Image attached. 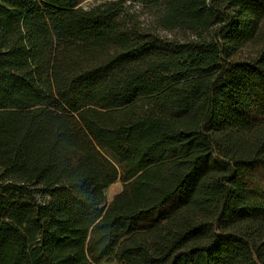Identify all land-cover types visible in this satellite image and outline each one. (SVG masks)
I'll use <instances>...</instances> for the list:
<instances>
[{"label": "trees", "instance_id": "trees-1", "mask_svg": "<svg viewBox=\"0 0 264 264\" xmlns=\"http://www.w3.org/2000/svg\"><path fill=\"white\" fill-rule=\"evenodd\" d=\"M80 3L0 0V264H264V0Z\"/></svg>", "mask_w": 264, "mask_h": 264}, {"label": "rangeland", "instance_id": "rangeland-1", "mask_svg": "<svg viewBox=\"0 0 264 264\" xmlns=\"http://www.w3.org/2000/svg\"><path fill=\"white\" fill-rule=\"evenodd\" d=\"M105 1L106 0H81L80 6L84 9H89V8L95 7L97 5H100V4L104 3ZM135 9L138 12H142L141 13V20L142 21H145L146 23L150 21V17L148 15L147 11L145 9H143L142 6L137 5ZM263 28H264V25H263ZM161 34L166 35L168 37H178V38L184 37L183 33L178 32V31H175L173 33L161 32ZM254 53H255V48L253 46H248L241 51L240 56L242 58H251V57H254ZM123 187H124V184L121 180H117L114 184H112L105 191L106 196H107V201L110 202L115 195L122 192ZM100 264H118V263L115 260V258H112L110 261H105V262H102Z\"/></svg>", "mask_w": 264, "mask_h": 264}]
</instances>
